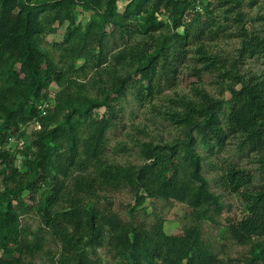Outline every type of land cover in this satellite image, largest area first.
Returning a JSON list of instances; mask_svg holds the SVG:
<instances>
[{
	"label": "trees",
	"instance_id": "trees-1",
	"mask_svg": "<svg viewBox=\"0 0 264 264\" xmlns=\"http://www.w3.org/2000/svg\"><path fill=\"white\" fill-rule=\"evenodd\" d=\"M118 1L0 0V76L8 71L7 81L0 84V248L33 256L48 234L64 252L61 264H99L96 248L104 243L121 255L118 264H224L203 237V220L212 219L223 204L204 174L198 146L213 151L230 137H242L241 146L257 151L264 167V77L227 68L224 97L191 83V93L183 94L169 112V119L182 128V137L162 144L142 141V164L108 165L104 158L108 132L117 126L122 100L129 91L140 102L153 97L159 70L162 74L168 63L170 72L174 70L192 30L200 33L207 20L197 10L198 2L205 0H128L124 10ZM79 6L92 11L84 30L76 23ZM160 13L169 14L176 31L173 46L164 42L172 36L156 42V32L167 23ZM260 18L264 20V14ZM65 23L64 40L54 47L65 55L98 58V66L108 65L111 55L115 64L110 80L99 86L101 100L74 106L63 122L37 131L31 146L18 144L25 154L20 165L6 145L12 137L26 134L24 124L45 115L39 100L51 83L64 78L40 38ZM181 27L184 33L178 32ZM133 32L149 34L144 47L128 40L127 33ZM237 33L241 57L264 58L263 35L244 24ZM172 51L173 60L166 59L161 66V55ZM199 52V63L212 70L216 57L203 47ZM130 60L135 69L118 73L116 68ZM97 107L105 111L98 115ZM33 146L36 156H31ZM253 180L250 171L237 166L229 167L223 177L226 190L244 198V216L227 230L241 244L254 242L248 264L264 258V178L259 183ZM121 191L131 196L130 202L116 200L113 194ZM27 192L30 196L25 197ZM148 198L186 203L192 222L169 234L160 219L149 222L143 216ZM30 212L41 218L32 239L21 227V215Z\"/></svg>",
	"mask_w": 264,
	"mask_h": 264
},
{
	"label": "rangeland",
	"instance_id": "rangeland-1",
	"mask_svg": "<svg viewBox=\"0 0 264 264\" xmlns=\"http://www.w3.org/2000/svg\"><path fill=\"white\" fill-rule=\"evenodd\" d=\"M128 0H119L121 10H124ZM209 7H206L208 3ZM199 10L207 19L203 25L201 34L192 30L183 54L178 60L168 63L166 69L162 64L166 59L170 62L175 57L174 51L161 55L162 74L160 70L155 80L156 90L153 97L142 102L136 99L132 91L121 102L122 111L118 118L117 126L108 132L105 162L110 166L117 164H142L145 161L140 153V143L144 140L162 144L171 142L177 137L183 136L182 128L170 119V111L177 106L178 99L183 94L191 93L190 84L201 85L216 97H224V73L227 68H239L241 72L259 74L264 77V58L261 56H240L241 38L238 35V26L246 25L247 28L256 30L264 36V20L260 17L264 14V0H205L198 2ZM92 15V11L77 8L76 23L82 24L84 30ZM161 19L166 23L164 28L156 32V42L164 41L167 45L177 44L175 30L169 14L160 13ZM211 18L214 20L211 23ZM242 18V19H240ZM210 22V24H209ZM68 23L60 26L56 32L40 38L42 48L48 53L53 62L63 71L64 78L61 82H53L44 91V100H47V113L23 125L26 134L16 136L11 142V148L16 153L18 164H22L25 158L23 151L17 145H32L35 133L50 129L63 122L74 106H90L92 101L101 100L99 86L109 82V71L113 68L115 60L109 55V63L98 66V58L91 55L78 57L65 55L54 47V43L64 40V33ZM178 32L184 33L183 27ZM196 34V35H195ZM128 40L141 47L149 39L147 33H127ZM203 47L209 54L216 58L212 70L204 69L206 63H199L201 54L199 49ZM174 49V48H173ZM183 49V47H182ZM154 52V51H153ZM169 56L168 58H166ZM236 60V61H234ZM235 65V66H234ZM121 74H127L135 69L133 61L116 68ZM176 69V70H175ZM201 69V70H199ZM200 71H202L200 75ZM8 71L0 76V84L7 81ZM105 108H95L94 112L101 115ZM74 116L73 119H76ZM242 137H230L223 147H216L213 151L198 146L199 152L204 155V174L210 182L212 190L221 196L223 204L221 211L214 210L212 219L203 220V237L212 249L223 259L224 264H248V258L253 256L254 242L241 244L231 237L227 226L244 216V198L240 193L226 190L223 185V177L229 167L237 166L250 171L254 175V183H259L264 178L257 151L249 147L241 146ZM31 156H36V148L33 146ZM1 182V181H0ZM1 184V183H0ZM2 185H0V191ZM30 193H25V197ZM117 201L128 203L131 196L121 191L113 194ZM118 206V203H117ZM189 208L186 203L177 200L150 199L144 203L142 214L149 222L160 219L169 234L178 233L182 227L192 222L188 217ZM41 225V218L36 212L21 215V227L23 234L28 239L33 238V232ZM258 241V238L254 239ZM15 247V245L13 246ZM99 264H118L121 259L115 250L107 243L96 248ZM64 252L61 246L51 235L46 234L43 247L35 252V255L27 251L14 250L13 253L0 248V263L2 264H61ZM256 264H264V258L260 257Z\"/></svg>",
	"mask_w": 264,
	"mask_h": 264
},
{
	"label": "built area",
	"instance_id": "built-area-1",
	"mask_svg": "<svg viewBox=\"0 0 264 264\" xmlns=\"http://www.w3.org/2000/svg\"><path fill=\"white\" fill-rule=\"evenodd\" d=\"M38 107L40 109V112L42 114H46L47 113V107H48V103H47V100H44V97H42L40 100H39V104H38ZM16 139V137H12L10 142L14 141ZM11 143L6 145V148H11ZM3 148V144H1L0 142V149Z\"/></svg>",
	"mask_w": 264,
	"mask_h": 264
}]
</instances>
